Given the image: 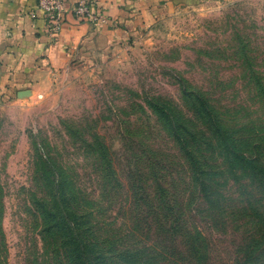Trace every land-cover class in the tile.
I'll use <instances>...</instances> for the list:
<instances>
[{
    "label": "trees",
    "instance_id": "trees-1",
    "mask_svg": "<svg viewBox=\"0 0 264 264\" xmlns=\"http://www.w3.org/2000/svg\"><path fill=\"white\" fill-rule=\"evenodd\" d=\"M246 47L233 50L239 77L263 114L223 108L202 93L186 95L184 110L146 98L148 131L131 127L135 116L117 117L127 124L122 151L133 166L125 178L96 130L99 121L77 130L62 122L72 141L64 148L31 140L32 185L21 188L20 200L40 243L31 264H213L212 239L198 217L217 230L248 225L231 264H264V72ZM4 197L0 182V264L7 255Z\"/></svg>",
    "mask_w": 264,
    "mask_h": 264
},
{
    "label": "rangeland",
    "instance_id": "rangeland-1",
    "mask_svg": "<svg viewBox=\"0 0 264 264\" xmlns=\"http://www.w3.org/2000/svg\"><path fill=\"white\" fill-rule=\"evenodd\" d=\"M241 43L251 52L249 59L253 58L257 69L264 72V0L202 2L175 9L145 32L74 63L51 86L39 90L40 96L31 99H16L0 88L6 264H31L40 247L20 201L24 197L21 188L32 185L31 140L46 139L52 146L64 148L72 141L65 135L62 122L77 130L79 125L99 121L96 130L108 140L121 175L133 166L129 155L122 151L120 132L127 124H118L117 117L135 116L131 117V127L140 133L148 131L145 118L151 115L144 105L146 98L180 103L184 110L186 95L202 93L223 108L241 110L246 106L254 109L251 111L255 116H261L263 110L258 111L253 91H246L239 77L240 62L234 51ZM83 119H91L90 124H84ZM69 159L81 161L77 156L70 155ZM17 192L22 193L20 199ZM198 219L196 224L212 239L213 264H231L250 227L234 230L229 223L217 230L207 219Z\"/></svg>",
    "mask_w": 264,
    "mask_h": 264
},
{
    "label": "crops",
    "instance_id": "crops-1",
    "mask_svg": "<svg viewBox=\"0 0 264 264\" xmlns=\"http://www.w3.org/2000/svg\"><path fill=\"white\" fill-rule=\"evenodd\" d=\"M93 22L67 13L60 33L51 40L36 0H0V88L25 100L40 96L63 70L145 32L175 9L227 0H89ZM79 0H69L67 6ZM35 14L36 18H31Z\"/></svg>",
    "mask_w": 264,
    "mask_h": 264
},
{
    "label": "built area",
    "instance_id": "built-area-1",
    "mask_svg": "<svg viewBox=\"0 0 264 264\" xmlns=\"http://www.w3.org/2000/svg\"><path fill=\"white\" fill-rule=\"evenodd\" d=\"M68 2L69 0H36L37 8L41 12L45 23V33L51 40L55 39L60 33L67 13L87 21H104L103 14L92 12L89 0H79L71 8L67 6ZM31 18H36V15L31 14Z\"/></svg>",
    "mask_w": 264,
    "mask_h": 264
}]
</instances>
